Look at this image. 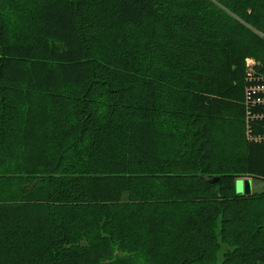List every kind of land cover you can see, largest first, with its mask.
Returning <instances> with one entry per match:
<instances>
[{"label":"trees","instance_id":"1","mask_svg":"<svg viewBox=\"0 0 264 264\" xmlns=\"http://www.w3.org/2000/svg\"><path fill=\"white\" fill-rule=\"evenodd\" d=\"M240 176L264 0H0V264H264Z\"/></svg>","mask_w":264,"mask_h":264},{"label":"rangeland","instance_id":"2","mask_svg":"<svg viewBox=\"0 0 264 264\" xmlns=\"http://www.w3.org/2000/svg\"><path fill=\"white\" fill-rule=\"evenodd\" d=\"M247 60V61H246ZM245 60V63L247 62L250 65H257V62L254 58L247 57ZM239 184L244 185L248 184L251 188V192H262L264 191V180L262 179H257V178H252V177H247V176H240L235 180V193L237 194L239 192ZM221 255H219V258Z\"/></svg>","mask_w":264,"mask_h":264},{"label":"water","instance_id":"3","mask_svg":"<svg viewBox=\"0 0 264 264\" xmlns=\"http://www.w3.org/2000/svg\"><path fill=\"white\" fill-rule=\"evenodd\" d=\"M210 182H217L218 181V178H213V179H210L209 180ZM251 188L248 184H244V185H241L239 184V192L237 194H251Z\"/></svg>","mask_w":264,"mask_h":264},{"label":"built area","instance_id":"4","mask_svg":"<svg viewBox=\"0 0 264 264\" xmlns=\"http://www.w3.org/2000/svg\"><path fill=\"white\" fill-rule=\"evenodd\" d=\"M246 61H247V60H246ZM246 65H247V66H249V67L251 66V65H250L248 62H247V64H246Z\"/></svg>","mask_w":264,"mask_h":264}]
</instances>
